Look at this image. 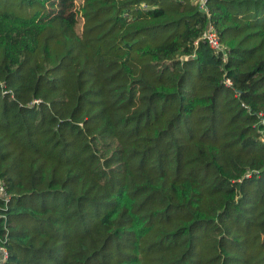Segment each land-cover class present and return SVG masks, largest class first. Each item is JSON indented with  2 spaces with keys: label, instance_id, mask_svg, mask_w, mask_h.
<instances>
[{
  "label": "trees",
  "instance_id": "obj_1",
  "mask_svg": "<svg viewBox=\"0 0 264 264\" xmlns=\"http://www.w3.org/2000/svg\"><path fill=\"white\" fill-rule=\"evenodd\" d=\"M76 2L0 0L6 264H264V0Z\"/></svg>",
  "mask_w": 264,
  "mask_h": 264
},
{
  "label": "built area",
  "instance_id": "obj_2",
  "mask_svg": "<svg viewBox=\"0 0 264 264\" xmlns=\"http://www.w3.org/2000/svg\"><path fill=\"white\" fill-rule=\"evenodd\" d=\"M195 4L197 5L198 9L206 14L207 13V2L208 0H194ZM203 40L207 43V45L216 53V54H222V59L226 60V47L221 44L219 41V37L217 35L216 30L214 27L210 24L208 25L207 30L205 31L203 35ZM197 42H195V45ZM228 85H230V82H226ZM0 199L7 204L10 200V196L7 193L5 183L0 178ZM1 211V210H0ZM0 218H5V216L0 212ZM6 240L0 239V264H6L8 260V251L5 247L4 243Z\"/></svg>",
  "mask_w": 264,
  "mask_h": 264
},
{
  "label": "rangeland",
  "instance_id": "obj_3",
  "mask_svg": "<svg viewBox=\"0 0 264 264\" xmlns=\"http://www.w3.org/2000/svg\"><path fill=\"white\" fill-rule=\"evenodd\" d=\"M80 4H81L80 0H77V2H76L77 9L79 8ZM80 32H83L82 24L80 25Z\"/></svg>",
  "mask_w": 264,
  "mask_h": 264
}]
</instances>
